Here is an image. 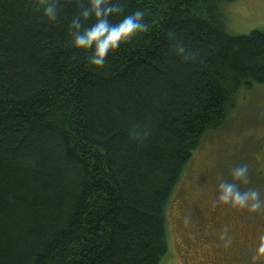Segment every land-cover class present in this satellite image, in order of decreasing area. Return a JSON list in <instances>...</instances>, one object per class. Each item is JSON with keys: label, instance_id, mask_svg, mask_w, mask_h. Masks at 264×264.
<instances>
[{"label": "trees", "instance_id": "16d2710c", "mask_svg": "<svg viewBox=\"0 0 264 264\" xmlns=\"http://www.w3.org/2000/svg\"><path fill=\"white\" fill-rule=\"evenodd\" d=\"M236 0H114L147 31L102 68L72 46L88 0H0V264H160L166 210L242 87L264 83V29ZM89 18V23H92Z\"/></svg>", "mask_w": 264, "mask_h": 264}, {"label": "rangeland", "instance_id": "374dc122", "mask_svg": "<svg viewBox=\"0 0 264 264\" xmlns=\"http://www.w3.org/2000/svg\"><path fill=\"white\" fill-rule=\"evenodd\" d=\"M223 8L230 34L264 29V0H236ZM238 167L246 168V183L233 179L232 170ZM221 182L236 183L241 191L256 190L264 201V83L240 88L227 123L206 136L193 154L167 205L168 252L160 264H200L199 258L207 256L204 248L211 252L201 232L211 227L209 231L222 236L229 233L228 224L238 240L230 245L229 261L245 247L264 263V247L259 248L264 239V207L253 212L220 202ZM197 203L206 207L202 209ZM197 208H214L216 223L204 227L194 221ZM207 237L212 239L211 232ZM211 244L216 248H212L215 255L226 249L224 241Z\"/></svg>", "mask_w": 264, "mask_h": 264}, {"label": "clouds", "instance_id": "9594fccd", "mask_svg": "<svg viewBox=\"0 0 264 264\" xmlns=\"http://www.w3.org/2000/svg\"><path fill=\"white\" fill-rule=\"evenodd\" d=\"M56 0H43L40 5L48 22H54L57 17ZM87 8L79 13V18L73 19L70 25L72 46L87 53L88 63L95 68H102L107 57L119 49L123 43L131 40L137 33L147 29L142 21L144 13L141 10L126 15L118 23H112L110 18L118 9L114 0H88ZM89 18L93 22L89 23ZM246 168L238 167L232 170L235 181L247 182ZM219 201L239 208L257 211L264 207V201L256 190L241 191L236 183L221 182Z\"/></svg>", "mask_w": 264, "mask_h": 264}, {"label": "flooded vegetation", "instance_id": "af4514ba", "mask_svg": "<svg viewBox=\"0 0 264 264\" xmlns=\"http://www.w3.org/2000/svg\"><path fill=\"white\" fill-rule=\"evenodd\" d=\"M201 185L204 186V183H202ZM197 204L200 205L201 203H197ZM201 207L203 209L206 206L204 204H201ZM193 216H194L193 219L196 218L194 221H199L200 224H202L204 227H206L207 225L208 226L214 225L217 221L215 220V209L214 208H207L206 211H203V210H200V208H197V213ZM209 229L205 228L204 231L202 230L203 231L201 232L202 237H201V234H200V237L204 241V244L209 243L208 247H211L210 248L211 252L208 250V248H204V251L207 252V256L203 255L202 258L201 257L199 258L200 264H264L261 261H257L259 258L258 259L255 258L253 251L245 247L237 251L239 256H235L234 258L232 256L231 261H229V255H227V253L231 249L230 245L232 247L236 243V241H238L237 236L234 234L233 231H231L232 229L229 228V224L226 226V232L229 231V233L227 232L225 235H222V236L217 235L216 233L214 234L212 231H209ZM210 232L213 235V237L209 241L207 237V233H210ZM221 241H224L225 243V247H226L224 251L225 253L223 251H222L223 253H221V251L219 250L218 255H215L214 252H212V248H213V251H216V248L213 244H211V242L216 245L217 243H220ZM262 242L264 243V239H262ZM263 243H259V248L264 247Z\"/></svg>", "mask_w": 264, "mask_h": 264}]
</instances>
